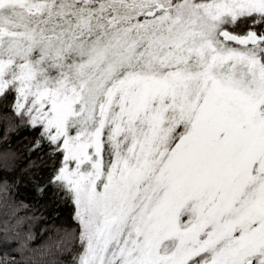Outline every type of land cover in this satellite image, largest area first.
I'll return each mask as SVG.
<instances>
[{"label":"snow or ice","instance_id":"1","mask_svg":"<svg viewBox=\"0 0 264 264\" xmlns=\"http://www.w3.org/2000/svg\"><path fill=\"white\" fill-rule=\"evenodd\" d=\"M0 264H264V0H0Z\"/></svg>","mask_w":264,"mask_h":264}]
</instances>
